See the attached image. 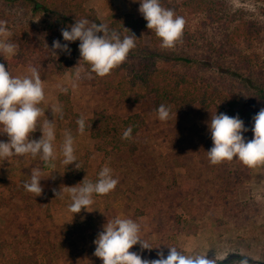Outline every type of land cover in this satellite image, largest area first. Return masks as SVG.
Masks as SVG:
<instances>
[{"label": "rangeland", "instance_id": "rangeland-1", "mask_svg": "<svg viewBox=\"0 0 264 264\" xmlns=\"http://www.w3.org/2000/svg\"><path fill=\"white\" fill-rule=\"evenodd\" d=\"M227 1L262 31L252 45L241 41L238 46L253 58L254 71L264 73L260 68H264V2ZM178 2L161 0L163 7L172 10ZM93 3L94 0L87 2V8L95 9L105 24L125 14L142 17L139 0H122L123 7L113 10L107 18H101ZM109 8L112 5H105L104 12ZM183 17L188 38L165 50L197 57L204 63L210 59L225 67L238 60L233 47L220 49L224 27L204 26V14L183 13ZM17 54L18 47L16 54L8 58ZM80 59L78 45L70 70L60 73L51 68L38 69L45 82V101L40 105L45 117L40 118V123L46 118L55 119L56 123L55 168H46L38 158L0 160V264H15V259L25 253L35 255L37 264H103L94 256V240L108 220L117 217L132 219L141 226V238L153 248L141 250L138 244L129 251L142 259H157L159 251L167 256L169 247H176L186 255L206 254L216 264H238L241 259H247L249 264H264V165L248 168L236 158L212 165L207 156L213 146L208 129L211 117L221 113L234 116L226 103L187 106L171 113L167 122H161L151 103H127L115 91L81 80L72 89L70 80ZM7 68L14 77L28 75L30 69L25 64ZM203 73L222 77L213 72ZM63 87L69 88L75 112L85 118L98 112L120 117L144 115L147 124L135 139L136 152L129 153L121 164L118 155L105 158L89 133L80 136L70 129L64 117L53 116L52 108L62 106ZM244 126L248 129L243 133L246 141L253 139V124ZM66 129L76 139L79 170L75 164L65 167L61 163L59 148ZM36 132L39 139V127ZM7 140L6 134H0V141ZM104 166L110 167L113 178L119 181L115 190L102 197L94 195L90 212L82 209L74 215L68 210L71 200L65 187L78 186L85 178L95 182ZM33 168L43 172V192L39 197L27 193L22 186L30 180ZM59 191L62 198L56 195Z\"/></svg>", "mask_w": 264, "mask_h": 264}, {"label": "trees", "instance_id": "trees-1", "mask_svg": "<svg viewBox=\"0 0 264 264\" xmlns=\"http://www.w3.org/2000/svg\"><path fill=\"white\" fill-rule=\"evenodd\" d=\"M89 1L0 0V20L7 21L9 41L18 47V54L15 57L9 59L0 56V63L5 65L6 70L9 65L19 64H25L30 68L36 67L39 70L51 68L60 73L70 70L71 60L77 53L79 41L69 43L70 56L57 52L54 57L49 50L55 40L62 44L66 43L61 29L67 27L70 30V26L74 25L76 20L86 18L98 25L103 23L95 9L87 8L86 4ZM174 7L173 10L178 16H183V13L204 14V26L219 24L224 27L220 49L233 47L237 51L234 52V56L238 60H234L232 66L225 67L210 59L204 63L197 57L161 49L160 40L154 32L147 29V22L143 17L136 18L133 14H125L107 25L110 29L118 31L122 37L130 33L135 34L138 39L135 49L129 53L127 60L119 68L105 78L92 74L94 78L88 79L89 69L81 62L84 71L80 80L106 90H113L127 103H151L156 111L161 104L174 113L195 104L209 107L217 102L226 103L229 112L234 116L238 114L244 123L253 124V117L264 108V73L254 71L253 58L243 53L238 44L242 41L250 46L257 37L262 36V31L257 28L258 24L247 21L244 13L234 10L227 0H179ZM148 36L150 41L146 42ZM183 38L188 37L183 34ZM202 71L220 74L222 77L219 79L220 76L214 74L202 75ZM244 72L248 75H244ZM253 73H256L255 77L252 76ZM60 102L63 117L69 121L70 129L77 132L76 121L81 114L75 112L73 108L70 91L67 94L61 93ZM85 119V132L96 141L98 151L105 158L120 156L122 161L119 164L126 160L129 153L136 152L135 139L147 124L145 116L140 113L120 117L98 112L92 118ZM129 126L133 129L132 139L123 140L122 133ZM38 136L39 134L35 132L30 138L38 139ZM28 255L21 254L15 259V264L36 262L35 255L31 257Z\"/></svg>", "mask_w": 264, "mask_h": 264}, {"label": "clouds", "instance_id": "clouds-1", "mask_svg": "<svg viewBox=\"0 0 264 264\" xmlns=\"http://www.w3.org/2000/svg\"><path fill=\"white\" fill-rule=\"evenodd\" d=\"M139 13L147 22L146 27L160 40V47L172 49L182 42L186 20L178 16L174 10L165 8L161 0H139ZM126 30V29H125ZM129 32L128 30H126ZM102 33V35H98ZM130 33V32H129ZM63 40L53 41L50 53L56 57L57 52L71 55L69 43L79 41V53L81 59L70 80V87L76 89L79 86L81 73L86 65L89 69L88 79L93 75L99 78L109 76L113 70L119 68L128 58L129 53L135 49V34L121 36L110 29L105 23L92 22L88 19L76 20L69 28L61 29ZM10 31L7 21L0 20V56L12 57L17 52V45L10 42ZM67 94L68 87L60 89ZM45 101V82L41 79V73L36 67L29 69V74L24 76H12L5 65L0 63V134H6L7 142L0 141V160L8 161L10 158L39 159L46 168H55L57 159L56 123L55 119L49 121L40 118L45 117V112L40 105ZM53 116L58 114L63 119L62 106L52 108ZM157 118L161 122H167L171 118L170 108L161 104L157 109ZM77 133L83 136L86 131V119L83 115L76 121ZM39 127L41 137L31 139V135ZM213 146L207 151L210 164L220 165L224 162H232L234 158L248 168H256L264 165V108L253 117V139L246 141L243 133L248 129L239 115L230 117L221 113L211 117L208 125ZM132 127H127L122 133L123 140L132 139ZM76 139L71 130L66 129L60 144L59 153L62 156V165L67 167L75 164V168H81L75 154ZM40 168H33L30 180L23 183V189L35 197L41 196L43 188L40 181L43 179ZM119 181L113 178L112 169L104 166L98 173V179L93 182L86 178L78 186L65 187L68 191L71 203L68 210L79 214L81 210L88 211L94 203V195L106 196L113 192ZM57 197H63L59 191ZM90 212V211H88ZM74 217V216H73ZM94 256L103 264H216V260L207 258L206 254L186 255L178 251L176 247H169L170 251L165 256L163 251L157 253L158 258L142 259L136 252L129 250L133 246H140L141 250H151L153 247L141 238V226L128 218H113L103 226V231L94 240ZM238 264H249L247 259L239 260Z\"/></svg>", "mask_w": 264, "mask_h": 264}, {"label": "crops", "instance_id": "crops-1", "mask_svg": "<svg viewBox=\"0 0 264 264\" xmlns=\"http://www.w3.org/2000/svg\"><path fill=\"white\" fill-rule=\"evenodd\" d=\"M94 2L95 3H93V6L99 11L101 18L102 17L107 18L108 16L112 15L111 13L113 10L115 11V10H117V8L123 7L121 5L122 0H94ZM105 5H112V8H109L107 12L106 11L104 12ZM117 6H119V7H117ZM125 8H126V6H125ZM127 8H128V6H127Z\"/></svg>", "mask_w": 264, "mask_h": 264}]
</instances>
